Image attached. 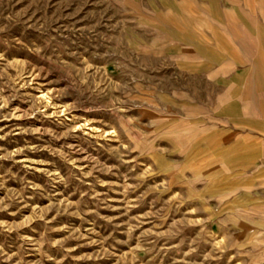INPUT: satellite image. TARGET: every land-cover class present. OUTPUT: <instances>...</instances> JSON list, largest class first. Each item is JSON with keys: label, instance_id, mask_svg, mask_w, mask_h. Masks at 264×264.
<instances>
[{"label": "rangeland", "instance_id": "374dc122", "mask_svg": "<svg viewBox=\"0 0 264 264\" xmlns=\"http://www.w3.org/2000/svg\"><path fill=\"white\" fill-rule=\"evenodd\" d=\"M262 30L264 0H0V264H264Z\"/></svg>", "mask_w": 264, "mask_h": 264}, {"label": "crops", "instance_id": "0c3cea01", "mask_svg": "<svg viewBox=\"0 0 264 264\" xmlns=\"http://www.w3.org/2000/svg\"><path fill=\"white\" fill-rule=\"evenodd\" d=\"M184 8H182L181 10H183ZM197 10V9H196ZM185 11H189L190 12V16H192L193 15V12L195 11V9L193 8V7H191V6H189V8H185ZM197 12V11H196ZM207 20L206 19H204L203 17L202 18H197V22H198V24L200 25V26H204V24L205 25H208L207 24V22H206ZM193 21L192 20H189V22H187V23H189V25H187V26H185V28L186 29H188V35H190V37H191V40H190V46H197V45H201V47L203 46V48H207L208 47V45H209V39L203 34V33H199V32H197L196 31V29H194L193 27H195V25H196V23H192ZM198 26V25H197ZM210 26L208 25L207 26V28H209ZM194 31L195 32H197L196 34H194ZM262 31H264V30H262ZM260 40H262V41H264V33H260L259 34V36H258V42L260 41ZM216 42V41H215ZM185 48L186 47H188L187 45L186 46H184ZM217 50H223V47H219V46H217V48H216ZM261 57H264V55H260ZM259 56V57H260ZM253 66H254V68H255V62L253 63H251ZM191 67V69L192 70H194V68L192 67V66H190ZM191 70V71H192ZM256 71V69H254V72ZM220 74H222L221 72L220 73H215V72H212V71H206L205 72V76L209 79V80H211L210 78H216L217 77V75H220ZM190 111H191V114H193L194 113V111H195V108H194V106H190Z\"/></svg>", "mask_w": 264, "mask_h": 264}, {"label": "bare ground", "instance_id": "6f19581e", "mask_svg": "<svg viewBox=\"0 0 264 264\" xmlns=\"http://www.w3.org/2000/svg\"><path fill=\"white\" fill-rule=\"evenodd\" d=\"M262 33H264V31H262Z\"/></svg>", "mask_w": 264, "mask_h": 264}]
</instances>
